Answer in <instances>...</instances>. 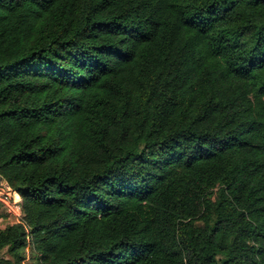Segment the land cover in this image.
<instances>
[{"label":"trees","instance_id":"obj_1","mask_svg":"<svg viewBox=\"0 0 264 264\" xmlns=\"http://www.w3.org/2000/svg\"><path fill=\"white\" fill-rule=\"evenodd\" d=\"M0 179V264H264V0H0Z\"/></svg>","mask_w":264,"mask_h":264},{"label":"built area","instance_id":"obj_2","mask_svg":"<svg viewBox=\"0 0 264 264\" xmlns=\"http://www.w3.org/2000/svg\"><path fill=\"white\" fill-rule=\"evenodd\" d=\"M12 205L14 211L9 212L8 205ZM0 205H3L8 214L11 216V219L14 221V224H23L24 214L22 211V200L13 189L2 179H0Z\"/></svg>","mask_w":264,"mask_h":264},{"label":"rangeland","instance_id":"obj_3","mask_svg":"<svg viewBox=\"0 0 264 264\" xmlns=\"http://www.w3.org/2000/svg\"><path fill=\"white\" fill-rule=\"evenodd\" d=\"M8 205V210L9 212L14 211V208L12 207V205H10L9 203H7ZM8 210H6V208L3 205H0V231L9 225H13L14 221L11 219V216L8 214ZM198 226H201L200 223L197 224ZM1 257H3L4 259H10L5 252L2 253ZM25 258L26 260L23 262V264H29V260H31V256L29 251H27L25 253Z\"/></svg>","mask_w":264,"mask_h":264}]
</instances>
